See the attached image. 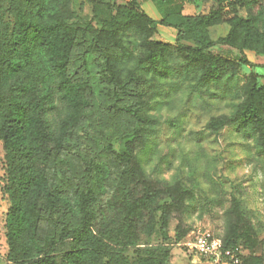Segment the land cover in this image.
<instances>
[{
	"label": "trees",
	"instance_id": "16d2710c",
	"mask_svg": "<svg viewBox=\"0 0 264 264\" xmlns=\"http://www.w3.org/2000/svg\"><path fill=\"white\" fill-rule=\"evenodd\" d=\"M153 1L164 8L159 23L178 30L175 44L153 38L156 21L136 0H91L99 28L92 23L71 22L77 13L61 7L67 0H11L9 10L15 18L11 32L0 16V141L6 161L5 192L10 201L4 228L7 258L13 264H60L52 254L53 247L72 237L64 224L54 238L43 210L57 206L74 210L69 198L61 197L53 188L55 178L49 163L74 129L88 119L93 107L91 74L85 65L72 60L78 48V31L90 33L97 45L111 48L102 55L105 77L121 88L128 83L137 87L146 80L145 73L165 71L163 64L173 53H178L204 82L237 72L242 65L241 59L213 53L210 49L216 44L235 48L240 54L249 50L264 55V0H204V4L209 3L207 11L191 16L182 10L194 0ZM239 7L245 8V16ZM221 24H227L229 30L213 40L210 28ZM129 32L139 38L140 53L135 57L124 44V35ZM184 41L198 46L190 48L181 44ZM125 61H133L135 67L124 77ZM241 92L243 98L233 112L212 117L208 128L250 130L257 148L264 152V85H259L256 73L249 74ZM134 96L135 102L126 113L136 127L115 140L124 201L113 196L99 204L100 227L94 230L90 219V206L96 201L94 191L87 187L81 192L75 209L80 231L75 247L61 264H162L153 253L131 262L121 247L138 245L142 235L153 234L158 226L168 239L174 218L178 220L174 234L178 242L189 234L183 216L193 192L180 180L170 183L146 173L137 150L145 144L155 120L145 111L149 104L146 94L137 88ZM57 101L63 104L64 115L51 119ZM114 148L112 142L104 146L105 150ZM227 215V229L221 237L225 248L239 247L244 241L253 251L263 242L239 198L232 197ZM239 264H264V253L242 255Z\"/></svg>",
	"mask_w": 264,
	"mask_h": 264
},
{
	"label": "rangeland",
	"instance_id": "374dc122",
	"mask_svg": "<svg viewBox=\"0 0 264 264\" xmlns=\"http://www.w3.org/2000/svg\"><path fill=\"white\" fill-rule=\"evenodd\" d=\"M118 1L126 3L130 0ZM136 1L156 21L157 31L153 38L175 44L178 30L159 23L163 17V6L154 3L160 14V18L156 19L143 4L145 0ZM10 2L0 0V16L9 32L15 25V18L9 10ZM204 2L194 0L184 4L183 14L191 16L207 11L209 3ZM61 7L77 13V18L71 20L76 25L92 23L98 28L101 25L94 16L91 0H67ZM239 12L246 15L243 7H239ZM228 30L227 24L214 26L210 28L211 38L217 40ZM138 41L134 32L124 35V44L134 57L140 53ZM76 42L78 48L72 60L77 65H85L91 74L93 107L88 119L74 129L65 140L63 149L54 152L49 163V171L55 178L53 188L61 197L67 196L74 209L57 206L43 210L49 232L54 238L57 239L64 224L72 231V237L53 247L52 254L57 261L61 264L65 254L76 245L80 216L75 209L81 192L87 187L94 191L96 201L90 206L94 230L100 227L102 215L99 204L106 203L113 196L124 201L115 140L136 127L126 108L134 104L137 88L146 94L149 104L145 111L155 120L148 139L137 150L138 157L149 176L170 183L180 180L193 192L183 216L184 226L189 232L202 228L223 237L228 224L227 212L235 196L240 199L243 210L251 219L258 238L263 240L253 251L247 248L244 241H240V256L264 253V152L257 148L255 134L250 130L235 126H226L218 131L208 128L212 117L233 112L235 105L243 98L241 86L251 72L258 75L259 85H264V55L249 50H246V54H240L235 48L216 44L210 49L213 53L241 59L242 65L237 72L226 73L216 81L204 82L192 67L185 65V60L178 53H173L163 64L165 71L145 73L146 80L137 87L134 83H128L121 88L105 77L102 55L111 48L94 43L92 35L86 31L77 32ZM181 44L190 48L198 46L192 41ZM134 67L133 61H125L124 77ZM63 115V104L57 101V107L50 112L51 119H59ZM110 142L114 144V150H105L104 146ZM5 162L3 142L0 141V228H4L10 206L5 192ZM177 224L176 218L170 221L168 239H164L158 226L153 234L142 235L138 245L121 247L124 256L132 262L137 256L153 253L162 264H207L182 244L184 239L178 242L174 235ZM0 246L5 247L3 234L0 236ZM0 264L5 263L1 260Z\"/></svg>",
	"mask_w": 264,
	"mask_h": 264
},
{
	"label": "built area",
	"instance_id": "2783aa9c",
	"mask_svg": "<svg viewBox=\"0 0 264 264\" xmlns=\"http://www.w3.org/2000/svg\"><path fill=\"white\" fill-rule=\"evenodd\" d=\"M198 258L207 264H239V247L225 248L221 237L215 236L207 229H195L186 236L182 243Z\"/></svg>",
	"mask_w": 264,
	"mask_h": 264
},
{
	"label": "crops",
	"instance_id": "0c3cea01",
	"mask_svg": "<svg viewBox=\"0 0 264 264\" xmlns=\"http://www.w3.org/2000/svg\"><path fill=\"white\" fill-rule=\"evenodd\" d=\"M155 2L153 0H145L143 2V4L151 10L154 18L159 19L160 18V14H158L157 10H156V6L154 4ZM142 4V5H143ZM246 52V51H245ZM4 235L5 238V247L0 246V261L2 260L5 264H13L12 262H10L7 258V252H8V246H7V242H6V236H5V228H0V236ZM2 250V251H1Z\"/></svg>",
	"mask_w": 264,
	"mask_h": 264
},
{
	"label": "water",
	"instance_id": "95a60500",
	"mask_svg": "<svg viewBox=\"0 0 264 264\" xmlns=\"http://www.w3.org/2000/svg\"><path fill=\"white\" fill-rule=\"evenodd\" d=\"M166 200L162 201V203H164Z\"/></svg>",
	"mask_w": 264,
	"mask_h": 264
}]
</instances>
